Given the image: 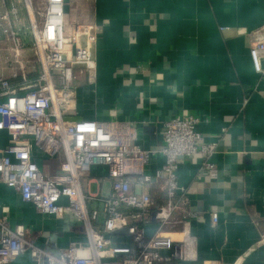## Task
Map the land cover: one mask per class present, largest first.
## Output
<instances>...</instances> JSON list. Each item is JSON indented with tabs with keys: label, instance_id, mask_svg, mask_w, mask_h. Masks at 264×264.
Masks as SVG:
<instances>
[{
	"label": "built area",
	"instance_id": "1",
	"mask_svg": "<svg viewBox=\"0 0 264 264\" xmlns=\"http://www.w3.org/2000/svg\"><path fill=\"white\" fill-rule=\"evenodd\" d=\"M66 3L0 0V130L9 133V143L0 150V180L43 214H71L87 238L54 253L37 243L32 230L12 226L2 213L0 264L25 252L33 264L196 260L198 211L191 204V188L180 182V159L200 158L198 177L214 179L217 142L198 130L201 118L192 114L167 119L163 144L156 148L140 144L141 129L133 120L80 117L79 76L96 82L92 45L103 25L69 23ZM250 57L256 72L263 73L264 31L253 37ZM158 155L162 165L148 171ZM55 160L58 169L53 170ZM102 169L103 176L94 174ZM210 216L217 225L218 213Z\"/></svg>",
	"mask_w": 264,
	"mask_h": 264
},
{
	"label": "crops",
	"instance_id": "2",
	"mask_svg": "<svg viewBox=\"0 0 264 264\" xmlns=\"http://www.w3.org/2000/svg\"><path fill=\"white\" fill-rule=\"evenodd\" d=\"M66 13L69 23L103 25L92 45L96 82L79 76L80 117L133 120L140 144L156 148L167 119L192 114L217 142L214 179L198 177L200 158L180 159V182L198 211V257L176 264H235L243 255L241 264H264V72L250 57L253 37L264 31V0H67ZM8 143L0 130V150ZM162 163L153 157L148 171ZM210 212L218 213L215 226ZM2 213L54 253L87 238L71 214H43L0 180ZM33 263L25 252L10 264Z\"/></svg>",
	"mask_w": 264,
	"mask_h": 264
},
{
	"label": "rangeland",
	"instance_id": "3",
	"mask_svg": "<svg viewBox=\"0 0 264 264\" xmlns=\"http://www.w3.org/2000/svg\"><path fill=\"white\" fill-rule=\"evenodd\" d=\"M26 52H29L26 56H27L30 60H35V59H36V57H35L32 53H30V50H27ZM91 190H92L93 192H96V191H97V187L94 185V186L91 188ZM73 223L76 224L77 226L81 224V222H80L78 219H75V218H74V222H73Z\"/></svg>",
	"mask_w": 264,
	"mask_h": 264
},
{
	"label": "water",
	"instance_id": "4",
	"mask_svg": "<svg viewBox=\"0 0 264 264\" xmlns=\"http://www.w3.org/2000/svg\"><path fill=\"white\" fill-rule=\"evenodd\" d=\"M61 234V233H60ZM56 238H53V240H55ZM57 242V241H56ZM64 243V242H63ZM69 246V244L67 245L66 244V242H65V245H64V247H62V249H64V248H67Z\"/></svg>",
	"mask_w": 264,
	"mask_h": 264
}]
</instances>
